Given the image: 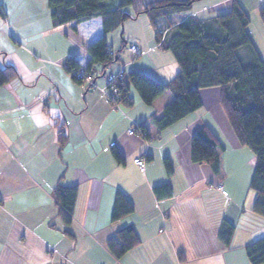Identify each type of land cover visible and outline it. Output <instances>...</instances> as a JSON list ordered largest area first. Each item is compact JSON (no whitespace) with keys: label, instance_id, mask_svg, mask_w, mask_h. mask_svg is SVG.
<instances>
[{"label":"crops","instance_id":"0c3cea01","mask_svg":"<svg viewBox=\"0 0 264 264\" xmlns=\"http://www.w3.org/2000/svg\"><path fill=\"white\" fill-rule=\"evenodd\" d=\"M237 1L249 15V33L264 61L258 13L264 0ZM232 2L200 0L171 22L224 14ZM138 21L135 27L129 23ZM101 33L99 18L79 23L76 31L71 25L53 28L47 0H0V68L8 64L18 74L0 87V264H250L245 246L264 237V218L251 211L255 194L248 192L249 162L255 167V157L243 158L247 150L218 105L219 88L200 89L198 110L157 131L151 119L173 101L170 91L146 105L131 89V107L112 105L97 76L100 66L96 88L75 82L67 72L68 58L88 63L86 46ZM106 37L114 52L121 49V38L141 51L131 59L120 52L110 73L144 72L167 83L179 72L172 55L156 43L146 15L125 21ZM203 126L224 147L220 174L190 160V138ZM59 128L66 138L62 145ZM130 128L135 134H128ZM140 157L143 170L134 163ZM163 184L170 187L168 197L154 193ZM57 185L76 186L69 223L53 196ZM118 193L134 209L112 222ZM223 222L234 226L228 248L218 238ZM128 226L139 243L115 258L106 242Z\"/></svg>","mask_w":264,"mask_h":264},{"label":"trees","instance_id":"16d2710c","mask_svg":"<svg viewBox=\"0 0 264 264\" xmlns=\"http://www.w3.org/2000/svg\"><path fill=\"white\" fill-rule=\"evenodd\" d=\"M200 0H47L51 10L53 28L76 26L84 21L99 18L102 33L86 46L89 57L86 70L101 67L100 76L114 62L115 56L127 45L121 38V49L112 51L106 35L122 27L127 20L146 15L155 33V41L162 51L169 52L179 67V72L167 83H158L144 72H130L118 86L116 99L112 105L131 107L134 103L130 95L133 89L141 101L150 105L166 91L174 99L159 117L151 119L157 131H163L191 113L201 105L199 90L219 88L218 105L225 114L240 146L247 147L255 157L253 176L249 189L255 194L251 211L264 218V61L255 49L250 33L248 13L233 0L230 10L208 19L189 16L173 25V15L188 12ZM259 17L264 24V7ZM247 55L241 56L240 51ZM81 65L75 58H68L65 68L77 82L73 71ZM18 74L13 66L0 68V87L6 85ZM96 77V76H95ZM60 145L66 141L61 128L57 131ZM190 160L194 164H207L215 174H220L222 162L220 153L223 145L216 134L207 126L199 128L190 138ZM116 158L119 156L116 153ZM167 173H171L168 159H164ZM53 196L62 208L66 223L70 222L76 200V186L57 185ZM158 196L171 195L167 184L154 188ZM132 203L118 193L114 200L111 220L117 221L133 212ZM234 226L223 222L218 230V238L224 248H228ZM139 243L135 230L124 227L116 231L106 242L108 251L120 258ZM250 264H264V237L245 246Z\"/></svg>","mask_w":264,"mask_h":264},{"label":"built area","instance_id":"2783aa9c","mask_svg":"<svg viewBox=\"0 0 264 264\" xmlns=\"http://www.w3.org/2000/svg\"><path fill=\"white\" fill-rule=\"evenodd\" d=\"M128 50L133 53L134 57H138L141 54V51L135 44H130ZM86 65V64H85ZM85 65H81L77 70L73 71V75L76 80L81 81L82 84H86L89 87L96 88L94 83V78L96 76V72L94 70L87 71ZM105 83V88L102 90L103 95L107 102L114 101L116 99L118 93V86L123 83L126 78V73L121 70L118 73H107L106 75L101 76ZM134 128H130L128 130V134H135ZM145 135L144 131L140 132ZM134 163L138 166L140 170H143L145 167V159L144 158H136L134 159Z\"/></svg>","mask_w":264,"mask_h":264},{"label":"rangeland","instance_id":"374dc122","mask_svg":"<svg viewBox=\"0 0 264 264\" xmlns=\"http://www.w3.org/2000/svg\"><path fill=\"white\" fill-rule=\"evenodd\" d=\"M141 18H142V19H140V20H144V22H145V17L142 16ZM140 22H141V21H138V23H133V22H129V23L132 24L133 27H135L136 24H139V25H140ZM145 24H147V23L145 22ZM66 26H68V25H66ZM138 29L144 30V28H140V27H139ZM129 45H130V44H127L126 47H125L124 49H122V51H121V54H123V57H125V59H131V57H132V58H135V57L133 56V53H132L131 51H129V50L127 51ZM135 45H136V44H135ZM136 46H137V45H136ZM240 55H241V56H246V55H247V51H246V50H242V51H240ZM169 56H170V55H169ZM141 59H142V58H141ZM135 61H137V60H134V62H135ZM111 66H112V65H111ZM111 66H110L109 68L106 69V71H105V72H106L105 75H106L107 73L112 72V71L109 70V69L111 68ZM97 76H100V74H98ZM99 79H102V77L100 76ZM245 148H246L245 150H247V151H245V152H247V153L245 154V156H243V158H246V159L249 161V156L251 155L252 158H254V155H253V153H252L247 147H245ZM248 154H249V155H248ZM249 167H250V168L253 167L252 174H250L251 176H253L254 165H253L252 162H249ZM251 178H252V177H251ZM251 178H250V180H251ZM248 188H249V187H248ZM248 192H249V194H254V193L252 192V190H250V189H248Z\"/></svg>","mask_w":264,"mask_h":264},{"label":"water","instance_id":"95a60500","mask_svg":"<svg viewBox=\"0 0 264 264\" xmlns=\"http://www.w3.org/2000/svg\"><path fill=\"white\" fill-rule=\"evenodd\" d=\"M114 60H115V61H118V57H117V56H115Z\"/></svg>","mask_w":264,"mask_h":264}]
</instances>
